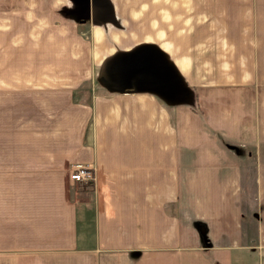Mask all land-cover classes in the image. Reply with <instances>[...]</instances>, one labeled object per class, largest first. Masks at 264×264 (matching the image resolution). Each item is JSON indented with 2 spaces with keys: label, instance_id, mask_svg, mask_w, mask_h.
<instances>
[{
  "label": "crops",
  "instance_id": "crops-1",
  "mask_svg": "<svg viewBox=\"0 0 264 264\" xmlns=\"http://www.w3.org/2000/svg\"><path fill=\"white\" fill-rule=\"evenodd\" d=\"M95 7L0 0V264H264V88L210 91L202 114L90 93L72 30L34 18L76 32Z\"/></svg>",
  "mask_w": 264,
  "mask_h": 264
},
{
  "label": "rangeland",
  "instance_id": "rangeland-1",
  "mask_svg": "<svg viewBox=\"0 0 264 264\" xmlns=\"http://www.w3.org/2000/svg\"><path fill=\"white\" fill-rule=\"evenodd\" d=\"M104 1L106 15L79 25L76 32L66 20L34 18L72 30L73 57L85 61L84 90L103 88V63L116 51L142 43L167 45L168 57L183 64L184 72L177 68L190 96L182 104L193 105L195 113H203L207 98L215 99L210 91H220L222 98V90L264 88V0H116L117 16ZM96 28L103 33L99 38ZM112 33L119 35L117 41Z\"/></svg>",
  "mask_w": 264,
  "mask_h": 264
},
{
  "label": "water",
  "instance_id": "water-1",
  "mask_svg": "<svg viewBox=\"0 0 264 264\" xmlns=\"http://www.w3.org/2000/svg\"><path fill=\"white\" fill-rule=\"evenodd\" d=\"M100 79L110 91L151 93L170 104H180L190 96L176 64L160 46L153 43L116 51L103 63Z\"/></svg>",
  "mask_w": 264,
  "mask_h": 264
},
{
  "label": "built area",
  "instance_id": "built-area-1",
  "mask_svg": "<svg viewBox=\"0 0 264 264\" xmlns=\"http://www.w3.org/2000/svg\"><path fill=\"white\" fill-rule=\"evenodd\" d=\"M94 170L88 165H76L70 173L71 180L75 182H80L83 184H89L94 181Z\"/></svg>",
  "mask_w": 264,
  "mask_h": 264
},
{
  "label": "flooded vegetation",
  "instance_id": "flooded-vegetation-1",
  "mask_svg": "<svg viewBox=\"0 0 264 264\" xmlns=\"http://www.w3.org/2000/svg\"><path fill=\"white\" fill-rule=\"evenodd\" d=\"M102 1H103V4L101 2H99V0H96V7H99V9H100V10H98V13H97L96 17L103 16L104 14L106 15V12H105L106 4H105L104 0H102ZM160 65H162V64L160 63ZM148 84L151 85V86H155L154 83H148Z\"/></svg>",
  "mask_w": 264,
  "mask_h": 264
},
{
  "label": "trees",
  "instance_id": "trees-1",
  "mask_svg": "<svg viewBox=\"0 0 264 264\" xmlns=\"http://www.w3.org/2000/svg\"><path fill=\"white\" fill-rule=\"evenodd\" d=\"M92 184H93V182H90V183H89V184H87V185H90V186H91Z\"/></svg>",
  "mask_w": 264,
  "mask_h": 264
}]
</instances>
